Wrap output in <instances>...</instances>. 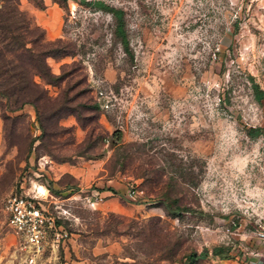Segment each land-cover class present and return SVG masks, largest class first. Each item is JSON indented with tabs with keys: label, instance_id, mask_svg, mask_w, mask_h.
<instances>
[{
	"label": "rangeland",
	"instance_id": "374dc122",
	"mask_svg": "<svg viewBox=\"0 0 264 264\" xmlns=\"http://www.w3.org/2000/svg\"><path fill=\"white\" fill-rule=\"evenodd\" d=\"M40 1L19 6L74 52L47 58L68 73L48 94L90 119L26 103L4 120L0 97V264H264V0H102L124 9L128 53L98 4ZM19 192L65 232L33 263L3 209Z\"/></svg>",
	"mask_w": 264,
	"mask_h": 264
},
{
	"label": "trees",
	"instance_id": "16d2710c",
	"mask_svg": "<svg viewBox=\"0 0 264 264\" xmlns=\"http://www.w3.org/2000/svg\"><path fill=\"white\" fill-rule=\"evenodd\" d=\"M53 1L63 6L67 5V0ZM77 1L86 4L96 3L98 7L111 13L115 21L114 34L119 37L123 50L128 53L129 40L125 29L124 9L102 0ZM34 2L41 3L40 0H34ZM19 4L20 0H0V97L4 100L3 119L11 118L5 110L15 111L29 103L33 105L38 117L48 115V117L60 118L73 113L79 121H83V125H86L90 116L81 114L80 110L85 107L84 103L71 104L70 102L76 99L74 96L68 98L62 95L63 92L51 96L46 88V84L57 85L68 76V73L64 72L53 73L47 64V58L73 55V50L61 37L47 39L41 27L31 25L30 18ZM36 76L40 78V81L36 80ZM252 90L256 100L263 98L264 90L256 82H252ZM40 128L42 131L45 130L43 124ZM260 132L261 128L258 126L247 128L250 136H256ZM163 196L161 203L164 209L173 216H179L180 204L173 202L166 192ZM230 249V246L213 245L210 250L205 247L200 252H189L187 257L191 261H196L206 257L210 252L214 255H227Z\"/></svg>",
	"mask_w": 264,
	"mask_h": 264
},
{
	"label": "built area",
	"instance_id": "2783aa9c",
	"mask_svg": "<svg viewBox=\"0 0 264 264\" xmlns=\"http://www.w3.org/2000/svg\"><path fill=\"white\" fill-rule=\"evenodd\" d=\"M38 197L19 192L9 194L3 201L7 224L15 234V249L23 252L24 260L29 263L35 262L44 252L48 233L53 231L56 240L57 228L61 230L55 215L45 209ZM61 232L65 235L64 230Z\"/></svg>",
	"mask_w": 264,
	"mask_h": 264
},
{
	"label": "bare ground",
	"instance_id": "6f19581e",
	"mask_svg": "<svg viewBox=\"0 0 264 264\" xmlns=\"http://www.w3.org/2000/svg\"><path fill=\"white\" fill-rule=\"evenodd\" d=\"M45 190H46V189H45ZM37 192H38V189H37ZM40 192H41V193H39L40 195H41V194H44V192H45V191H44V188L41 187ZM41 196H42V195H41Z\"/></svg>",
	"mask_w": 264,
	"mask_h": 264
}]
</instances>
